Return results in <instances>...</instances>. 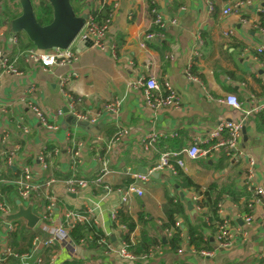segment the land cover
I'll return each mask as SVG.
<instances>
[{
  "label": "crops",
  "instance_id": "crops-1",
  "mask_svg": "<svg viewBox=\"0 0 264 264\" xmlns=\"http://www.w3.org/2000/svg\"><path fill=\"white\" fill-rule=\"evenodd\" d=\"M151 2L161 15L160 23L154 22L147 0H87L81 13L92 8L101 9L104 5L111 9L105 18L110 21L104 47L90 45L77 49L76 41L72 44L74 59L69 65L44 68L38 62L29 61L25 53L13 52L17 33L10 37L9 22L13 18L6 13L7 6L13 2L0 0V55H6L14 68L11 72L0 67L1 175L4 171V179H14L20 167L28 165L43 179H58L52 186V196L56 200L54 221L64 207L82 212L87 205L96 207L93 215L96 224L94 221L76 224L87 226V233L81 238L91 239L81 243L80 238L75 241L70 237L74 252L55 242L44 249L40 264H137L135 260L140 259L144 251L133 260L122 258L115 251L126 228L116 217L111 218L110 211L116 209L117 214L123 210L135 221L130 243L142 237L158 238L165 243V238L173 232V228L161 227L166 220L167 193L181 201L190 223L202 222L204 210H197L192 202V193L196 191L178 187L177 174L172 175L166 169L152 170L165 151L179 152L184 166L176 169L180 168L198 184L200 191L213 183H231L228 185H234L239 193H247L248 203L254 193L245 186L247 163L244 156L255 159L253 182L264 186V108L251 111L264 102V50L257 51L264 46V34L259 27L264 17L260 11L264 8V0ZM34 3L32 0V5ZM233 5L236 10L223 13V9ZM225 31L231 32L225 35ZM147 33H153V37L145 39ZM188 64L193 79L185 74ZM148 75L156 78L162 93L163 81L171 83L179 97L176 107L156 110L145 105L138 81ZM30 86L34 87L36 105L58 126L56 131L43 128L28 108L30 97L26 90ZM229 94L237 98L240 108L219 102ZM114 100H119V106L112 115L105 105ZM70 106L85 114L87 120H76L68 111ZM245 111L250 113L246 115ZM239 119L244 126L238 145L243 157L237 159L233 155L235 151L224 148L196 158L184 154L195 139H203L221 120ZM83 122L89 126H83ZM116 132L122 135L111 142ZM151 132L158 138L145 149L143 139ZM3 137L4 143L1 142ZM200 146L205 148L206 145ZM40 149L49 153L45 170H40L36 161ZM10 151H14L15 156L13 164L8 166L3 159ZM102 157L106 159L104 165ZM174 159L172 157L173 163ZM103 168L108 173L102 183L77 188L75 192L66 191L63 180H90ZM144 169L153 175L150 174L145 182L136 181L134 174ZM106 183L111 186L109 191L103 188ZM130 183H135L142 195L130 193L127 201L121 203L116 188H125ZM3 186L6 187L3 195L9 213L17 211L18 201L25 206L30 204L34 214L39 212L35 200L31 204L30 200L18 197L11 186ZM221 203L222 215L229 218L233 229H241L229 247L217 249L207 257L189 251L184 243L181 253L169 251L158 240L155 245L159 246V252L150 264H264V208L253 204L249 210L252 222L245 224L242 214L247 211L239 209L226 195ZM21 220L26 226L25 220ZM15 226L12 221L6 224L5 216L0 215L1 243L9 246L8 233ZM30 229L35 232L34 236L44 238L47 235L40 222ZM182 229L184 238V226ZM204 233L211 235V249H214L216 231L211 233L205 228ZM98 235L105 237L115 250L106 252L105 246L96 240ZM30 247L31 244L20 253ZM19 263L23 264L20 260Z\"/></svg>",
  "mask_w": 264,
  "mask_h": 264
},
{
  "label": "built area",
  "instance_id": "built-area-1",
  "mask_svg": "<svg viewBox=\"0 0 264 264\" xmlns=\"http://www.w3.org/2000/svg\"><path fill=\"white\" fill-rule=\"evenodd\" d=\"M211 8V5H209ZM236 10V5L233 7H226L223 9V13L227 14L231 11ZM260 11L264 15V8H260ZM152 12L155 15L154 22L160 23L161 15L157 12L156 8H152ZM87 17L85 20V24L78 33L75 40L72 42L74 44L76 41L80 39H87L91 41L92 47L102 48L106 43V33L109 26L110 19H105L101 21H96L94 17L90 13H86ZM260 30L264 34V17L260 22ZM231 31H225L224 34H229ZM153 37V33H147L145 35V39H151ZM72 44L65 49L54 48L48 50L41 49H30L26 53V57L29 61L38 62L41 67H50L52 65H60L67 66L70 64V61L74 59V52L72 49ZM143 45V43H141ZM264 50V46H260L257 48L258 52H262ZM0 67L4 71L14 72V68L12 63L9 61V58L1 54L0 55ZM190 64H188L185 68V74L188 78L193 79L194 76L190 72ZM74 74V72H73ZM138 84L142 88L144 103L147 107L162 110L168 109L170 107H176L179 104V97L177 93L172 88L171 83L168 80H164L162 85L164 87V92L160 91V84L156 80V78L152 75H148L147 77L138 81ZM34 87L30 86L27 88L26 93L29 95L30 99H28L27 106L33 115L39 121V124L50 132H54L57 130L58 126L53 124L51 119L36 105L33 96ZM70 100L73 101V98L67 95ZM220 103H223L227 106L233 108H240V103L237 98L233 94L227 95L225 98L219 100ZM119 106V100H114L111 103L105 105V109L111 113L115 114ZM264 108V102L260 105L254 106L251 111H256ZM68 111L71 115L79 121L87 120V116L83 113L77 112L72 106L68 108ZM58 113H61L59 110ZM246 115L250 113V111L244 112ZM94 121V119H91ZM242 121L239 120H221L215 127H213L203 139H195L194 143L185 149L183 152L187 157L196 158L201 154H211L215 151L220 150L221 148L226 149L227 151H235L233 154L235 158L243 157V152L239 150V140L241 137L242 131ZM26 131V129H24ZM122 135V132H116V135L111 142H114L117 138ZM158 138V135L154 132L148 133L146 137L143 139V145L145 149H148ZM1 142H5V138H1ZM200 144L206 145L205 148H202ZM53 153L56 154L57 150L54 149ZM14 151H10L7 156L3 159V162L6 165H12L14 162ZM77 155V152L74 153ZM49 153L44 149H40L36 155V161L39 165L40 170H45L48 166ZM172 157L175 158L172 162ZM245 161L247 163L246 173H245V186L248 191H252L254 193L253 198L248 201L247 208L250 210L253 204H259L262 208H264V186L259 184H254V167H255V159L251 156H244ZM102 163L104 165L105 158H101ZM184 160L179 157V152L176 151H165L163 152L159 158L156 165L152 170L158 169H166L172 175H176L177 169L176 167H183ZM108 173L106 168H103L102 171L90 180L83 178H68L63 180L64 187L67 192H75L77 188L84 189L91 184H100L103 182V177ZM148 173H136L134 174L135 180L145 182L149 179ZM58 179L54 177H49L47 179H43L39 172L34 171L28 165H22L20 167L19 175L14 179H4L1 175L0 171V215L6 216L9 214L7 207L6 197L1 192V186L9 185L13 189H15L18 197L24 200H30L29 202L32 204L35 200L37 206L39 207V212L36 214L38 216V221L42 225V230L47 233L44 238L39 236H34L31 242V247L27 251L23 253L15 252L10 246L7 245L6 242H0V262H3L8 256L16 257L23 264H40L42 262V252L45 248L50 247L55 242L61 243L65 245L71 252H74V243L70 239L69 230L74 227L77 223H83L86 221H94L96 224L93 215L95 213L96 207L94 205H87L86 211L82 212L78 209H69L64 207L61 209L60 216L57 221H54L53 215L56 207L55 197L52 196L53 184L57 183ZM105 183V182H104ZM103 188L105 191H109L111 186L106 183L103 184ZM116 191L120 195L121 203H125L127 201V197L130 193H136L138 195H142L141 189L135 184L130 183L125 188H116ZM201 200V195L197 192L192 193V202H194L197 210L206 211V207H202L198 202ZM25 206V205H24ZM222 203L218 204V214L220 221L217 223V229L215 233V247L214 249H202L200 251H196L194 248L189 247L187 245L186 240L184 239L180 243V247L177 252L181 253L183 251L182 245L186 244L189 248V251L193 253H197L200 256H212L217 249L227 248L231 244L233 238L241 232L240 228L233 229L229 218L222 215ZM85 213V214H84ZM87 214V215H86ZM110 216L112 219L116 217V209L110 211ZM204 221L208 222V218L206 215L203 217ZM242 220L245 224H251L252 222V214L248 212H244L242 214ZM53 222H56L53 224ZM50 223V224H48ZM175 227H179L182 229V224L180 219H176L174 223ZM14 227L11 229L13 230ZM170 234V232H169ZM182 237L184 235L182 229ZM185 238V237H184ZM87 239H91V237L80 238L79 242H85ZM96 240L98 243L102 244L106 248V252L114 251L115 249L112 247L111 243L105 239V237L98 235ZM122 258L133 260L137 258L135 254H133L129 250V244L122 240L120 246L115 250ZM159 252V246L153 245L150 246L146 251L139 255L138 258L142 260H146L149 258H153L155 254ZM31 259L33 261L31 262Z\"/></svg>",
  "mask_w": 264,
  "mask_h": 264
},
{
  "label": "trees",
  "instance_id": "trees-1",
  "mask_svg": "<svg viewBox=\"0 0 264 264\" xmlns=\"http://www.w3.org/2000/svg\"><path fill=\"white\" fill-rule=\"evenodd\" d=\"M13 3L7 6L6 13L10 18H14L19 14V2L10 0ZM32 2V0H31ZM34 2V0H33ZM87 0H71V6L75 14H80L83 6L86 4ZM149 11L152 13V17L155 15L152 12V8L154 5L151 0H147ZM33 8L35 11V16L37 21L40 24H46L50 22L52 17L51 6L47 0H35L33 4ZM110 7L104 5L101 9L92 8L88 13H90L96 21H100L108 17L110 13ZM35 49L34 44L28 39L24 32L17 33L15 35V43H14V53H27L28 50ZM264 54V53H263ZM191 72V71H190ZM192 73V72H191ZM12 173V169L8 170ZM4 172V171H3ZM2 172V177L6 178V175ZM177 180L176 184L178 187L182 189H190L193 188L198 194L201 195V200L198 202L202 207H206V211H204V215L207 216L208 222L203 221L197 223H190L184 214V206L179 199H174L173 196H170L168 193L166 194V203L164 205V212L166 215V220L162 222L161 227L165 228H173V232L166 237V242L163 243L161 239H146L142 237L134 244L130 243V232L135 227V221L132 217L123 210H119L116 214V218L120 223H122L126 231L122 235V240L127 241L129 243V250L138 255L143 251H146L150 246L155 245L159 240V243L163 246H167L169 251L176 252L180 246V243L185 239L187 245L189 247L194 248L197 252L202 249H211L210 236L205 235L204 230L209 229L212 233L217 229V223H219L220 218L218 214V204L223 200L224 195L228 196L230 200L238 205L239 209H243L244 211H249L247 209V193H239L237 189L233 186H229L228 184H218L213 183L208 185L203 191L199 190V185L193 182L180 168L177 169ZM6 187L1 186V192L4 193ZM243 198V200L241 199ZM242 200V201H241ZM203 215V217H204ZM181 219L182 224L185 228V238L182 237V229L179 227H175L174 223L176 219ZM21 219L13 220L12 222L16 224L15 229L9 231L8 233V244L15 252H22L26 250L30 244L35 232L32 229L27 228L24 223H21ZM87 233V226L85 225H76L69 231L70 237L77 241L79 238L84 237ZM91 244L96 245V243L92 242ZM137 264H150L152 263V258L144 260V263H141L140 259L135 260ZM0 264H20L19 259L13 256H8L3 262Z\"/></svg>",
  "mask_w": 264,
  "mask_h": 264
},
{
  "label": "water",
  "instance_id": "water-1",
  "mask_svg": "<svg viewBox=\"0 0 264 264\" xmlns=\"http://www.w3.org/2000/svg\"><path fill=\"white\" fill-rule=\"evenodd\" d=\"M51 6L52 17L50 22L40 24L35 16L31 0H18L20 13L10 20V37L22 31L37 49L48 50L54 48L65 49L72 44L85 24L87 14H75L71 0H47ZM77 49L91 45V41L80 39L75 43ZM83 126H89L87 122ZM244 132V126H242ZM144 169L142 173H146ZM153 175V173H150ZM191 206V203L188 202ZM6 224L13 220L24 219L27 228H33L38 221V216L32 212L30 204L24 206L18 201V209L5 216Z\"/></svg>",
  "mask_w": 264,
  "mask_h": 264
}]
</instances>
